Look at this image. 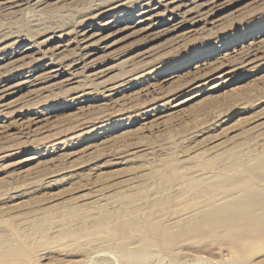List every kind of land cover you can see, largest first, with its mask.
Returning <instances> with one entry per match:
<instances>
[{"label": "rangeland", "instance_id": "1", "mask_svg": "<svg viewBox=\"0 0 264 264\" xmlns=\"http://www.w3.org/2000/svg\"><path fill=\"white\" fill-rule=\"evenodd\" d=\"M145 1L159 0H0V77L65 59L64 74L16 90L0 107V237L10 256L0 264L240 260L208 224L167 251L139 244L136 230L132 261L115 247L122 240L111 222L92 215L61 221L123 207L119 194L138 188L153 199L166 189L174 204L187 201L194 195L183 186L188 180L225 175L208 165L215 155L238 150L253 164L264 152V0H201V11L175 22L162 16L152 26L138 23ZM82 27L95 33L96 51L89 67H70L80 57ZM249 50L254 55L244 60ZM167 164L177 178H161ZM138 205L127 213L151 211ZM259 246L241 261L264 264Z\"/></svg>", "mask_w": 264, "mask_h": 264}, {"label": "bare ground", "instance_id": "2", "mask_svg": "<svg viewBox=\"0 0 264 264\" xmlns=\"http://www.w3.org/2000/svg\"><path fill=\"white\" fill-rule=\"evenodd\" d=\"M200 1L201 0H159L156 2L145 1L144 4H142L144 7H142V10L139 12L140 20L138 23L146 24V22H149L150 26L156 25L155 20L162 16H164L167 21L175 22L179 17L191 15L194 13L196 8L200 7L199 10L201 11V7L207 4H204V2ZM113 22L114 20L109 21L108 25L114 26ZM193 22L195 21L193 20ZM80 30V34L78 35L79 37L75 42L79 52L77 50L76 51L80 53V57H76L75 61L71 63L72 65L70 67H75L81 63L85 64V67H89L90 63L87 62V60L91 58V56H93L96 51L93 45L94 41H91L92 38L95 37V33L90 34V30H87L84 27H82ZM99 39L101 40V38ZM97 43L99 44V42ZM252 55H254V53L251 54L250 51L244 60L249 59ZM27 56H22L23 58L19 60H23L27 58ZM63 57L64 56L57 59L56 56H53L51 57V61L49 63L47 62L48 64H45L44 66H29L30 70L27 74L19 73L22 71V69L19 70L16 68V73L0 77V107L4 105L2 101L5 100V97L16 90L28 87L37 82L42 83L62 74V68L64 67L63 61L65 60ZM19 58H21V56ZM34 59L30 60V62L28 61L27 64H31ZM25 63L26 62H23L21 66L23 67ZM58 64H60V66ZM66 65L68 67L70 64H65V66ZM18 68L21 67L19 66ZM20 75H23V77H20ZM259 152L256 156V161H254L255 163L253 164L246 163L244 161L245 155L241 154L238 150L225 151L215 155L208 161V165L212 168H221L226 172L225 175L221 179H216V177L209 179L211 178L209 177V180L205 181L207 184L203 182V179L188 180L183 184V186L188 189L192 188L194 195L187 201L174 204V197L169 193L164 192L166 189L161 192L158 191L162 195L153 199L146 190L138 188L134 191H125L119 194V199L121 200L120 203H122L123 207L110 209L108 207L101 208L99 206L100 211L97 215L93 214V211L91 210L87 211L85 214L74 212L73 216H66L61 221H63L68 226L71 224V222L65 220H68L69 218L88 221L90 218L89 215H92L99 223L111 222V231H113L112 233H114L115 236L120 237L122 240L121 242H116L115 247L120 251V253L123 254V256L127 257L129 260L133 259L132 261L135 260L134 251L138 248L136 247L135 249H131L128 241L135 236L134 233L136 230L139 231V236H137L139 244H158L167 251L171 249L177 240L180 239V237H183V235L193 234L194 237H200V234H202L200 226L203 224H208L215 226V230H217V238L219 237L227 241L228 244H230L233 254L236 255V257L239 256V261H233L229 264H246L245 262L241 261L243 257L248 255L247 253L257 250L258 247L260 248L259 244L264 243V152ZM220 162H224L225 165L219 164ZM176 169L178 170V168ZM158 171L162 179L169 181L177 178V171L175 168L172 169L169 164L159 168ZM140 201L147 202V205H149L151 211H148V214L145 212L144 216L141 218L129 215L127 213L128 207L130 205L137 207ZM143 210L144 209H142V211ZM126 215H128V217L125 219L124 216ZM88 225L89 224H85L82 227L88 228ZM40 231L42 233L47 232V226L44 225ZM204 233L207 234V232ZM97 240L100 241V243H107L108 246L112 244V242L107 240L103 241L101 238H97ZM6 248V242L2 237H0V262L5 261L10 257L6 253ZM18 248H22V245H19Z\"/></svg>", "mask_w": 264, "mask_h": 264}]
</instances>
